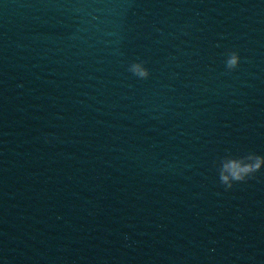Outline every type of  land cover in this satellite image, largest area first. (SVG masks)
Returning <instances> with one entry per match:
<instances>
[{
  "label": "water",
  "instance_id": "water-1",
  "mask_svg": "<svg viewBox=\"0 0 264 264\" xmlns=\"http://www.w3.org/2000/svg\"><path fill=\"white\" fill-rule=\"evenodd\" d=\"M249 152L264 0H0V264H264Z\"/></svg>",
  "mask_w": 264,
  "mask_h": 264
},
{
  "label": "clouds",
  "instance_id": "clouds-1",
  "mask_svg": "<svg viewBox=\"0 0 264 264\" xmlns=\"http://www.w3.org/2000/svg\"><path fill=\"white\" fill-rule=\"evenodd\" d=\"M239 50H229L224 61L225 69L231 73L241 64ZM146 61H134L128 65V71L138 79H147L150 69ZM264 167V155L249 152L242 156L225 155L219 164V180L225 190L231 189L234 182L244 181Z\"/></svg>",
  "mask_w": 264,
  "mask_h": 264
}]
</instances>
